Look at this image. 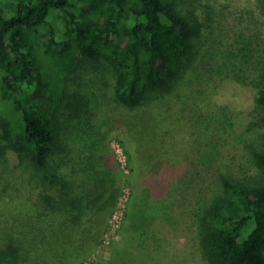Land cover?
Returning <instances> with one entry per match:
<instances>
[{"label": "trees", "instance_id": "16d2710c", "mask_svg": "<svg viewBox=\"0 0 264 264\" xmlns=\"http://www.w3.org/2000/svg\"><path fill=\"white\" fill-rule=\"evenodd\" d=\"M39 47L66 67L54 84ZM74 54L111 76L98 106L82 90L83 77L67 75ZM225 78L256 86V118L264 122V49L221 27L207 2L0 0V264L86 263L126 180L113 154L99 169L98 154L82 143L93 150L95 128L107 121L121 130L133 175L168 169L184 150L176 140L184 129L180 101ZM256 145V173L223 177L197 215L196 250L207 264H264V132Z\"/></svg>", "mask_w": 264, "mask_h": 264}, {"label": "rangeland", "instance_id": "374dc122", "mask_svg": "<svg viewBox=\"0 0 264 264\" xmlns=\"http://www.w3.org/2000/svg\"><path fill=\"white\" fill-rule=\"evenodd\" d=\"M201 2L211 5L221 27L244 33L257 48L264 49V9L259 0ZM54 24L62 30L61 19L55 18ZM35 52L49 85L54 84L57 72L63 71L65 65H61L53 54H45L42 47L36 48ZM68 61L72 71L67 75L75 73L73 76L83 77L82 90L90 94L92 106H98L106 97L105 82L109 85L111 81L108 71L99 62L80 59L79 54L70 56ZM215 64H205L203 71L200 69L204 79L210 77L209 71ZM98 70L103 74H96ZM255 94V85L225 78L186 95L179 103L184 129L176 133V140L183 143L184 150L178 164L157 172L145 169L133 175L126 156L125 170L121 167L126 182L109 218V228L84 264L91 261L103 264H207L196 250L197 215L213 198L223 177L245 178L256 173L252 148L257 146L264 132V122L256 118L261 113L255 107ZM103 114L108 115L104 111ZM104 122L101 128L108 131L107 136L101 128V131L98 128L101 134L95 128L93 150L82 143L86 154L90 151L98 154L99 169L111 164L109 156L112 154L118 160L117 155L122 151L121 130ZM7 157L17 164L12 152ZM81 159L86 163V157ZM79 179L77 177L76 184ZM140 197L144 198V203L139 201ZM155 209L162 211L154 215ZM149 226L156 227L151 237L146 229ZM144 228L146 231L140 234Z\"/></svg>", "mask_w": 264, "mask_h": 264}, {"label": "built area", "instance_id": "2783aa9c", "mask_svg": "<svg viewBox=\"0 0 264 264\" xmlns=\"http://www.w3.org/2000/svg\"><path fill=\"white\" fill-rule=\"evenodd\" d=\"M117 158H118V161H119L121 167L124 169V164H126V154L123 151V148H122V151H119V154L117 155Z\"/></svg>", "mask_w": 264, "mask_h": 264}]
</instances>
